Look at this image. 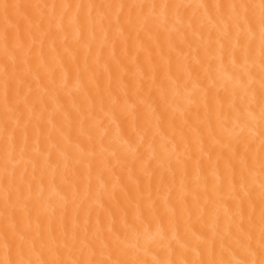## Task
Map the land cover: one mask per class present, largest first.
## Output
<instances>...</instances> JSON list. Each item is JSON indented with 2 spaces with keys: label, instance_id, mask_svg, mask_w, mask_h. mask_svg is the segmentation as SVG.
<instances>
[{
  "label": "bare ground",
  "instance_id": "6f19581e",
  "mask_svg": "<svg viewBox=\"0 0 264 264\" xmlns=\"http://www.w3.org/2000/svg\"><path fill=\"white\" fill-rule=\"evenodd\" d=\"M0 264H264V0H0Z\"/></svg>",
  "mask_w": 264,
  "mask_h": 264
}]
</instances>
